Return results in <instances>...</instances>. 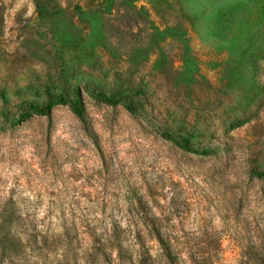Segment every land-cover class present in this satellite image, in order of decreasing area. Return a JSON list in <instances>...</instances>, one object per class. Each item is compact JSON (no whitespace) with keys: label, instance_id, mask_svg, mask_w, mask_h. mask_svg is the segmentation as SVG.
Here are the masks:
<instances>
[{"label":"rangeland","instance_id":"1","mask_svg":"<svg viewBox=\"0 0 264 264\" xmlns=\"http://www.w3.org/2000/svg\"><path fill=\"white\" fill-rule=\"evenodd\" d=\"M258 163L264 0H0V264H263Z\"/></svg>","mask_w":264,"mask_h":264},{"label":"trees","instance_id":"2","mask_svg":"<svg viewBox=\"0 0 264 264\" xmlns=\"http://www.w3.org/2000/svg\"><path fill=\"white\" fill-rule=\"evenodd\" d=\"M101 97V101L110 104L116 105L115 94H111L108 96L106 94H99ZM54 99L52 97L47 98L40 105H35L32 110H28L24 112L19 121H26L32 118L35 115L38 116H48L51 114L52 108L57 104L67 105L73 114L82 122L86 121L87 117V108L86 102L84 100L83 93L80 89L76 91H70L69 89L64 90V92L60 94H55ZM39 104V103H37ZM127 109L130 112H135L138 109V104L130 101V103L125 104ZM188 143V142H187ZM186 143V144H187ZM184 147V144H181ZM246 176L251 181H258L260 183H264V166L262 163H258L256 165H251L250 168L246 171ZM256 202H257V229H258V240L262 243L258 245V257L259 260L264 264V188L259 190L256 194ZM151 226V229L155 233L157 240L159 241L161 248L163 250L164 255L167 257L171 264H178L179 257L181 256V251L179 250L180 242L177 238L170 239V237L165 236L163 232H161V226L157 222L156 218H150L147 220ZM107 258V255H105ZM196 261V259H195ZM197 262H200L197 260ZM184 264V263H183ZM202 264V262H201Z\"/></svg>","mask_w":264,"mask_h":264}]
</instances>
